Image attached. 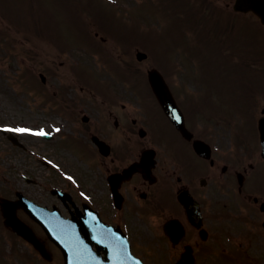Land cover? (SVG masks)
I'll return each mask as SVG.
<instances>
[{
  "label": "flooded vegetation",
  "instance_id": "af4514ba",
  "mask_svg": "<svg viewBox=\"0 0 264 264\" xmlns=\"http://www.w3.org/2000/svg\"><path fill=\"white\" fill-rule=\"evenodd\" d=\"M138 103L104 104L99 110L93 106L86 116L79 109L81 123L87 125V146L95 153L89 172L80 179L79 202L61 203V213L85 217V209L91 208L128 235L155 228L164 232L170 221L167 228L179 231L182 226L185 232L181 238L163 235L170 264L183 261L187 249L197 264H243L247 251L264 243V156L258 140L239 147L243 156L212 150L206 159L194 152L193 138L187 141L175 130L166 135L158 131L151 111H142ZM93 135L110 146L107 156L91 143ZM29 198L49 209L55 204L45 196ZM16 213L48 245L24 208ZM4 228L6 234L12 232Z\"/></svg>",
  "mask_w": 264,
  "mask_h": 264
},
{
  "label": "rangeland",
  "instance_id": "374dc122",
  "mask_svg": "<svg viewBox=\"0 0 264 264\" xmlns=\"http://www.w3.org/2000/svg\"><path fill=\"white\" fill-rule=\"evenodd\" d=\"M27 1L29 4L25 6L33 7L36 11L41 12L39 18L42 20L40 33L31 32L32 44L22 38V35L24 36L28 31L20 34V32H15L14 28L9 27L8 22L5 24L0 21V30L4 29L6 32L3 33V36L0 34V129L8 126L26 145V150L16 149L0 132V193L8 194L16 186L17 181H22L23 176L35 175L46 186L51 183L62 187L66 180L64 177L70 180L71 185L74 181H78L76 177L80 178V174H83L86 168H83L84 164L75 158L83 160L79 152H74L75 157H73L71 151L63 146L64 142L70 138H64L61 142L63 135L60 136V134L68 131L72 124V115H69L63 108L66 107V104H69V107L71 104L76 108L83 106L89 111L90 106L96 103L94 102L95 98L88 100L84 91L79 90L81 86L85 91L86 89L96 90L100 99L102 95L100 89L88 84L82 76L75 75L74 67L76 74H84L87 80L95 82L99 86L103 85L101 81H104L114 91H121L120 87L136 84L139 80L134 82L133 77L145 76V70H140L139 75L132 73L134 68L129 61H132L133 54L129 48H123V38L135 41L138 38L146 39L151 43L155 42L159 47L174 45L176 37L172 35V32L174 33L173 25L170 22L172 20L168 21L165 14L158 10V7L164 4L165 9H171L174 6L182 8L185 5L179 0H174V2L173 0H128L127 4H131L130 9L128 11L123 9V15H125L123 17L118 15L117 9H112L104 0H81L79 3H74L73 0ZM210 2L205 3L210 7ZM6 5L14 15H17L18 10L14 0H0L1 9H6ZM198 5L202 6L199 3ZM174 13L176 16L183 17L179 9H174ZM21 18L27 23L31 21L26 13ZM91 18L97 23L111 22L114 26L113 30L118 32L117 36L116 32L100 29L101 35H104L108 40L105 43L106 49L102 42L96 41L97 37L94 39L90 33L89 25H86ZM178 20L181 22V19ZM171 39L173 40L171 41ZM197 45L199 48L205 44L197 38ZM60 46L66 47V50L58 49L57 47ZM70 46L73 47L74 53L67 51ZM81 46L92 48L97 54L90 52L91 57H94L90 58L88 51L79 49L75 54V48ZM176 49L179 50L178 47ZM252 51L256 56L254 47H252ZM159 53H163V56H157L167 55L165 49H160ZM100 54L106 58L108 54L112 55L110 58L113 59L111 61L114 67L109 68L110 60L98 57ZM164 59L167 60L166 57ZM126 62L129 66V71L126 74L130 77L123 74V71L126 70H122V67ZM136 63L134 65H139L138 69H145V65L149 64L148 61L142 64ZM81 69L91 72H84ZM196 71L195 68H192L189 71L178 72L176 75L168 74V76L176 87H182V90L188 92L187 95L195 94L198 91L202 93L205 85L195 80ZM38 72H43L47 76L46 84L48 85L43 86L42 90L40 86L37 87L41 84ZM187 73L190 74L189 77L186 75ZM249 78L250 75L247 71L241 72L238 77L234 74L229 75V79L234 82V91H237L238 88L240 92L233 93L234 96L238 94L243 96L249 92ZM220 80H222L220 76L215 77V80L212 78L207 87L212 90L219 87V94L223 97L228 95L230 86L220 83ZM47 92H56L59 96L54 100L51 97L52 99L49 100L41 95ZM106 92L110 93L109 88ZM230 92L232 91L230 90ZM64 95L66 100L62 99ZM257 102L260 108L255 110L258 111L255 116L260 113L264 105V94L258 98ZM214 106L215 109L221 111L216 112L213 117L211 112L201 116L196 126L201 125L200 128L206 129L207 135H211L212 141L216 144L222 143L224 147H227L231 142H234L237 127L247 125V121L242 118L243 115L240 116V111L234 114V108L226 103L222 102L221 109L215 104L212 107ZM17 129H26L27 131H17ZM248 129L250 128L248 127ZM35 131L54 134V139L50 141L43 139ZM60 142L63 145H60ZM44 159H47V165L44 164ZM69 188L73 190V188ZM59 258L60 256L55 257L53 264H60ZM21 264L23 263L21 262ZM24 264L27 263L24 261Z\"/></svg>",
  "mask_w": 264,
  "mask_h": 264
},
{
  "label": "water",
  "instance_id": "95a60500",
  "mask_svg": "<svg viewBox=\"0 0 264 264\" xmlns=\"http://www.w3.org/2000/svg\"><path fill=\"white\" fill-rule=\"evenodd\" d=\"M236 7H242L245 6L247 9L254 8L255 10L257 9L256 5L258 2H261L263 0H237ZM255 4V5H253ZM149 79L150 83L152 85L153 90L156 92V95L158 97V100H160L164 110L166 113L171 116L173 112V108L175 107L174 101L172 100L171 94L169 89L167 88L164 80L161 78V76L156 72H149ZM6 214V213H5ZM7 217H9L8 214H6ZM16 220L12 219L11 221L8 222V224H12V226L18 231L20 234H25L23 231H20L18 228V224L15 223ZM53 233V232H52ZM60 235H57L56 233H53L51 237L53 238L54 241L59 244L61 249L63 250V253L66 256V261H67V253H69L70 249L72 248V243L71 240L69 241L68 238H66L67 233H59ZM68 236V235H67ZM61 238V239H60ZM91 239V237H90ZM86 242V241H85ZM85 242H79L78 240L76 241L78 249L83 250V246H86L87 243ZM70 262V260H69Z\"/></svg>",
  "mask_w": 264,
  "mask_h": 264
},
{
  "label": "snow or ice",
  "instance_id": "6c2138e0",
  "mask_svg": "<svg viewBox=\"0 0 264 264\" xmlns=\"http://www.w3.org/2000/svg\"><path fill=\"white\" fill-rule=\"evenodd\" d=\"M17 131H27L26 129H17ZM43 134V133H40Z\"/></svg>",
  "mask_w": 264,
  "mask_h": 264
}]
</instances>
